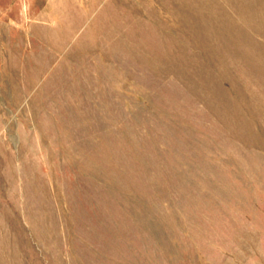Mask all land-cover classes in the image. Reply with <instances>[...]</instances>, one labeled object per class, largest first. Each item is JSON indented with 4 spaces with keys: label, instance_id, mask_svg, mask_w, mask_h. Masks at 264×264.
Masks as SVG:
<instances>
[{
    "label": "rangeland",
    "instance_id": "374dc122",
    "mask_svg": "<svg viewBox=\"0 0 264 264\" xmlns=\"http://www.w3.org/2000/svg\"><path fill=\"white\" fill-rule=\"evenodd\" d=\"M0 264H264V0H0Z\"/></svg>",
    "mask_w": 264,
    "mask_h": 264
}]
</instances>
